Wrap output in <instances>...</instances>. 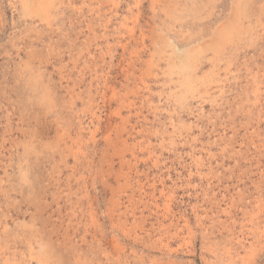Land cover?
Here are the masks:
<instances>
[{"label":"rangeland","instance_id":"374dc122","mask_svg":"<svg viewBox=\"0 0 264 264\" xmlns=\"http://www.w3.org/2000/svg\"><path fill=\"white\" fill-rule=\"evenodd\" d=\"M0 264H264V0H0Z\"/></svg>","mask_w":264,"mask_h":264},{"label":"clouds","instance_id":"9594fccd","mask_svg":"<svg viewBox=\"0 0 264 264\" xmlns=\"http://www.w3.org/2000/svg\"><path fill=\"white\" fill-rule=\"evenodd\" d=\"M193 53L187 50L182 49H174L172 52V56L174 59V63L172 67L169 69L170 72L178 77L184 78L191 71V58Z\"/></svg>","mask_w":264,"mask_h":264}]
</instances>
